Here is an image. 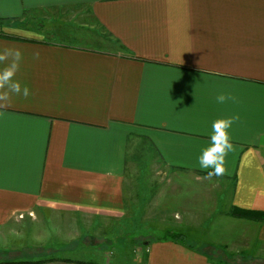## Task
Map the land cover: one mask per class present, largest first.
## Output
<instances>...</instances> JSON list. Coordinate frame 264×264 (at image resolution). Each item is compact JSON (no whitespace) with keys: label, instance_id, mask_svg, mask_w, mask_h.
Returning a JSON list of instances; mask_svg holds the SVG:
<instances>
[{"label":"crops","instance_id":"obj_1","mask_svg":"<svg viewBox=\"0 0 264 264\" xmlns=\"http://www.w3.org/2000/svg\"><path fill=\"white\" fill-rule=\"evenodd\" d=\"M0 32L31 91L0 110V264H264V0H0ZM235 115L209 179L198 157ZM135 182L170 219L149 229L183 240L19 256L109 244Z\"/></svg>","mask_w":264,"mask_h":264},{"label":"rangeland","instance_id":"obj_2","mask_svg":"<svg viewBox=\"0 0 264 264\" xmlns=\"http://www.w3.org/2000/svg\"><path fill=\"white\" fill-rule=\"evenodd\" d=\"M157 162V161H156ZM165 170V166H162ZM158 168V166H157ZM158 171V169H157ZM138 173V172H136ZM139 175L137 174L135 177L132 178L131 182L134 184V179L138 178L139 181ZM147 178H149V175H147ZM136 183V189L134 191H128V194H130V197H128V200L126 202L127 210H129L128 213H118L115 217V228L111 230L110 228L106 232L107 234L113 233V239L111 242L109 241V244H105L103 247L100 248V246L94 244V239L86 238L81 239L78 241H75L73 238L71 239L72 242L69 246H50L47 248H44L43 250L39 249L38 247H33L29 249L30 255H27L28 253H21L19 256H42V255H48L50 253L58 254L61 256H68L70 258H86L91 253V251L94 248L97 251L95 252H114V248H118L122 251H124L126 254H131L134 252V254L139 252V249H142L144 247V242L152 237L165 234L168 229H149V226H156L161 222H168L170 221L169 217L165 213H155V205H154V191H151L152 197L144 196L145 191L139 189L138 182ZM150 184L149 182L147 183ZM140 190V191H139ZM144 211V213L142 212ZM66 216V215H65ZM69 216V215H68ZM69 217L74 218L75 215H70ZM68 224L67 227H69V230H67L68 234L73 237L77 232H81L80 230L75 229V224L73 225L71 221L67 220ZM170 230V229H169ZM175 231V230H173ZM177 231V230H176ZM179 231V230H178ZM91 232V231H89ZM112 232V233H111ZM182 232V231H181ZM190 233V231H188ZM111 237V236H110ZM179 241V240H178ZM113 242V243H112ZM84 243H87L89 245H86L84 248L85 253H77L79 249H83L81 245ZM80 245V246H79ZM77 248V249H76ZM91 249V251H90ZM28 251V248L26 249ZM28 251V252H29ZM33 251V252H32ZM81 251V250H80ZM20 254V253H19ZM10 256H18V255H10ZM117 264V263H116ZM121 264V263H119Z\"/></svg>","mask_w":264,"mask_h":264},{"label":"clouds","instance_id":"obj_3","mask_svg":"<svg viewBox=\"0 0 264 264\" xmlns=\"http://www.w3.org/2000/svg\"><path fill=\"white\" fill-rule=\"evenodd\" d=\"M34 58L39 59V52L34 53ZM23 52L18 48L4 47L0 49V110L11 107L13 97L22 96L27 99L31 95L28 86H22L16 78L20 71ZM217 103L227 101L236 102L237 98L231 93L221 91L216 96ZM239 120V116L218 118L212 123L210 144L202 150L198 163L202 170L211 169L208 178L222 175L225 171V158L233 151V144L229 129Z\"/></svg>","mask_w":264,"mask_h":264},{"label":"trees","instance_id":"obj_4","mask_svg":"<svg viewBox=\"0 0 264 264\" xmlns=\"http://www.w3.org/2000/svg\"><path fill=\"white\" fill-rule=\"evenodd\" d=\"M0 35L4 36V37L12 38V39H21L19 36L6 34L4 32H0ZM236 214H237V212H236ZM253 214L255 216H257L258 218L264 219V212H260V211L259 212H253ZM184 236L185 235L181 232L168 230L165 232L164 236L161 239L173 238L175 240H183ZM88 264H98V263H88Z\"/></svg>","mask_w":264,"mask_h":264}]
</instances>
